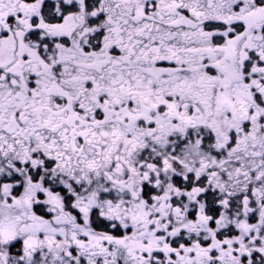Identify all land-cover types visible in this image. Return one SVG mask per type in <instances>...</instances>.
<instances>
[{
  "label": "snow or ice",
  "instance_id": "6c2138e0",
  "mask_svg": "<svg viewBox=\"0 0 264 264\" xmlns=\"http://www.w3.org/2000/svg\"><path fill=\"white\" fill-rule=\"evenodd\" d=\"M0 264H264V0H0Z\"/></svg>",
  "mask_w": 264,
  "mask_h": 264
}]
</instances>
